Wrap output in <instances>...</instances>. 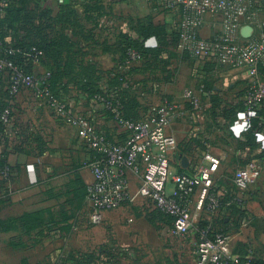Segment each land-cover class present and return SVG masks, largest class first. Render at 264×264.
I'll use <instances>...</instances> for the list:
<instances>
[{
  "label": "crops",
  "instance_id": "0c3cea01",
  "mask_svg": "<svg viewBox=\"0 0 264 264\" xmlns=\"http://www.w3.org/2000/svg\"><path fill=\"white\" fill-rule=\"evenodd\" d=\"M254 1L250 11L255 14V21L244 20L241 26V36L246 40L258 33L264 21V0ZM48 3L53 19L49 38L59 43L55 47L59 52L55 53L58 55L55 61L57 65L79 68V73L75 70L59 73L55 68L61 83L78 78L85 83L99 80L111 95L131 89L137 103L128 98L126 103L141 115L151 105H160L162 99L174 103L177 111L167 127V133L177 141L170 156L172 171V161L176 163L173 172H199L206 165L207 153L227 156L215 175L219 206L217 210L207 206L200 217L206 221L205 225L213 223L216 229L219 219L230 223L232 251L241 256L242 264H248V253L264 250V137L258 130L264 126V111L243 128L240 120L250 82L247 71L202 62L179 49L174 57L159 52L156 59L150 57L138 67L125 69L122 49L126 41L138 37L137 21L150 18L164 21L161 11L153 12L146 3L137 0H48ZM165 19L169 31L177 29L178 13ZM221 27L220 16H209L201 36L209 38ZM59 40L63 42L60 44ZM144 46L158 54L160 46L155 39L145 41ZM116 68L125 74L122 84L113 80L112 71ZM32 70L43 73L50 67L41 62L32 65ZM5 76L0 87V116L7 103L8 74ZM141 79L145 83L143 89L138 84ZM204 84L210 89V97L202 96L203 111L195 113L183 94ZM83 92H73L69 86L66 90L65 99L73 113L116 131L115 122L103 106L89 102ZM2 124L0 120V264H54L61 254L88 252L108 244L135 253L133 210L140 206L151 213L148 204L122 206L106 212L100 226L90 224L92 205L87 200L86 188L93 183L94 176L84 167L90 151L74 127L55 111L40 105L32 92L15 99L13 121ZM252 160L259 162L263 170L261 178L250 189L245 207L237 203L229 205L237 168ZM131 186L133 190L139 186L137 177H131ZM236 210H247L248 217H240ZM245 222H249L247 227ZM189 243L194 245L193 236L186 245ZM192 258L193 264H197L196 253Z\"/></svg>",
  "mask_w": 264,
  "mask_h": 264
},
{
  "label": "built area",
  "instance_id": "2783aa9c",
  "mask_svg": "<svg viewBox=\"0 0 264 264\" xmlns=\"http://www.w3.org/2000/svg\"><path fill=\"white\" fill-rule=\"evenodd\" d=\"M153 12L164 18L178 13V49L202 62H214L224 67L245 70L249 85L244 99V115L240 120L243 128L264 111V21L251 39L241 36L244 20L255 21L251 7L254 0H144ZM7 0H0V15H5ZM159 10V11H158ZM209 16L221 17V30L209 38L201 36ZM32 65L40 64L45 53L37 46L16 49L13 44L0 38V87L6 74L7 104L0 120L9 125L14 119V101L27 92H32L36 101L53 111L79 133L81 141L90 151L84 167L92 171L94 181L86 188V197L92 205L89 222L100 226L106 212L116 211L125 205L147 203L151 213L160 212L172 219V235L182 244L193 236L197 264H242L241 256L232 251L230 233L217 230L213 223L200 225V214L209 206L217 210L219 197L216 195V173L226 155H205L206 165L199 172L187 174L173 172L171 153L177 147L175 137L167 133V127L177 111V106L162 99L160 105H151L138 120L123 116V105L118 94L97 93L91 102L102 105L115 122L116 131L105 129L86 117L76 116L71 105L51 88L52 73L28 71L17 64L16 56ZM142 54L129 49L124 67L139 65ZM210 97L205 85L199 89H187L183 97L193 105L195 113L203 111L202 96ZM194 113V114H195ZM194 120V117L192 118ZM264 137V128L259 131ZM263 170L257 161H249L237 168L232 183L230 204H246L250 189L256 186ZM137 177L139 186L133 190L131 177ZM171 183L173 189L168 188ZM197 195L196 201L194 196ZM194 206V211L192 207ZM132 222V221H131ZM246 227L248 223H244ZM116 248L112 244L102 245ZM102 246L93 251L102 252ZM264 259L261 253H248L249 261L255 257ZM66 254H61L54 264H63ZM102 259L104 257H101ZM248 261V264H249ZM74 264H103L101 261H82ZM110 264V263H107Z\"/></svg>",
  "mask_w": 264,
  "mask_h": 264
},
{
  "label": "trees",
  "instance_id": "16d2710c",
  "mask_svg": "<svg viewBox=\"0 0 264 264\" xmlns=\"http://www.w3.org/2000/svg\"><path fill=\"white\" fill-rule=\"evenodd\" d=\"M22 1H24V0H7L8 5H7V7H5L6 13L3 16L0 15V38L7 41V43L9 42V43L13 44V46L16 49L23 50V49L29 48L31 46H34V45L39 47L40 49H42L45 53V57L43 58L42 63L47 64L50 67L49 71L52 73L51 88H52L53 92H55L56 94H59L64 99L66 98L65 94H66V90L68 88L67 83H70V82H78L79 83L78 90L84 91L83 93L86 94V98L89 102H91L92 97H94V95H96L97 93L105 92V90L103 89V83L99 82V80L96 81L95 83H85L84 80H81L79 78L77 80H71V81H68L66 83H61L59 81V78L57 75L58 73L54 72L55 68L59 69V73H65V72L70 71V70H73V71L75 70L76 72L79 73V68L78 67H75V68L74 67H67V65L66 66L57 65V62L55 61V59L58 57V55H55V53L56 54L59 53L57 50H55V47H57V48L59 47L58 46L59 43L57 41L55 43L54 41H51V39L49 38L48 39V45H46V47L41 42L34 43V44H27L24 33L22 32L20 27H18L17 24L8 22V19L11 16V12H12L13 8L17 7V5H19ZM33 1H35V3H37V4H40V3L44 2L45 0H33ZM87 8H89V7L87 6ZM165 20L166 19L164 18V21ZM164 21L163 20L162 21H155L152 18H150L149 21H143V20L137 21L136 32H137L138 37L136 39H133V40L130 39V40L126 41V43L124 44V47L122 49V67L123 68H125L123 63L125 61L126 54H127L128 50L131 48L139 51L143 56V60L139 65H142L144 62H146V60H149L150 57H155V59H156L157 57H159V52L161 53V52L165 51L168 53L169 57L175 56V52H177L178 46H179V38H180L179 31H178V28L176 30L169 31L167 22L165 21V23H164ZM151 38L155 39L158 42V45L160 46V48L157 49V51H156V52H158V54H155V52L152 53V51L149 48L146 49V47L144 46L145 41H147ZM59 41H60V44L63 42L62 40H59ZM60 52L62 55L61 50H60ZM184 54L188 57H191L187 53H184ZM21 56L22 55L16 56L14 58L15 62L17 64L24 65L28 71H31L32 70V64L27 62L26 60H24ZM54 62H56V64ZM209 63L216 64L214 62H209ZM133 67H138V66L135 65ZM112 74H114L113 80H115L116 84H118L117 81L120 82L121 84L123 83L121 81V79H123L125 77V74L123 72H121V70H119V68L114 69L112 71ZM107 83L110 84L109 82H107ZM88 86H90L91 88H89ZM205 87H206L207 91L210 90L207 85H205ZM131 91H132L131 89L125 90L123 92L118 91V95L120 96L121 101H122V105H123V116L126 119L138 120L139 118H141V116L143 114L142 115L139 114V112L136 109H131L126 103V98H128L131 102H136V100H135L136 97L131 96V94H132ZM134 95H136V94L134 93ZM7 97H8V94H7ZM6 104L3 106L2 111H3L4 107L6 106ZM69 108H70V106H69ZM243 109H245V106H243ZM259 114L261 115V112ZM108 115L111 117L110 114H108ZM262 116H263V114H262ZM263 127H264L263 125L259 126L258 130L261 131L263 129ZM230 195H232V192ZM230 195H228V196H230ZM236 212L240 213V217H242V218L248 217L247 216L248 215L247 210H236ZM158 213H160V212H158V211L154 212V214H158ZM166 217H168V216H166ZM168 219L170 220V222L172 224V219L170 217H168ZM218 221H219V224H218L217 230L229 233L230 232V223L229 224L226 223L225 219H219ZM205 223H206V221H203L201 219L200 225L202 227L205 226ZM102 249H103L102 252L88 251V252H73L70 254H66V257H65L63 264H74V263H80L82 261H88L90 263L96 262V261H101V262H103V264H107V263L122 264L123 261L125 260V257L129 256V253L126 250L119 248V247L112 248L110 246H102ZM244 254H246V253H244ZM101 257H104V258L102 259ZM249 264H264V259L256 256L254 259H251L249 261Z\"/></svg>",
  "mask_w": 264,
  "mask_h": 264
},
{
  "label": "rangeland",
  "instance_id": "374dc122",
  "mask_svg": "<svg viewBox=\"0 0 264 264\" xmlns=\"http://www.w3.org/2000/svg\"><path fill=\"white\" fill-rule=\"evenodd\" d=\"M137 1L145 3L144 0ZM48 5V0L40 4L35 3L33 0H24L17 7L13 8L8 22L17 24L20 27L27 44L41 42L45 47L48 45L49 27L52 22L51 20H53ZM75 16L78 17L77 13H75ZM60 23L57 22V25L62 26ZM142 81L143 79L138 84L143 89L145 83ZM67 84L71 91L78 90V82ZM157 99L160 100V98ZM172 166L174 171V168H176L174 160L172 161ZM171 187L172 184L169 183L168 188ZM133 216L137 237L135 253L125 257L122 264L194 263L192 257L196 253V247L190 245V243L188 246L186 245L187 243L182 244L172 235V224L168 217L161 213L146 212L140 206L134 208Z\"/></svg>",
  "mask_w": 264,
  "mask_h": 264
}]
</instances>
